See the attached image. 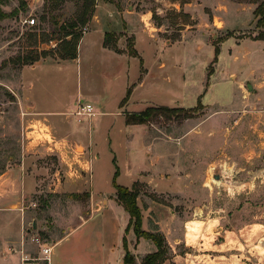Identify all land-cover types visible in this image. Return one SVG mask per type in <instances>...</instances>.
<instances>
[{"label":"rangeland","instance_id":"obj_1","mask_svg":"<svg viewBox=\"0 0 264 264\" xmlns=\"http://www.w3.org/2000/svg\"><path fill=\"white\" fill-rule=\"evenodd\" d=\"M26 1L21 4L20 0H0V9L7 15L0 19V173L21 158L27 139H51L49 132L46 135L40 129L27 136L30 128L27 116L22 115L27 110L16 96L21 68L25 65L23 58L48 51L53 55L43 58L57 59L61 38H66L61 25L67 26L82 10V0ZM103 1L109 2L99 0L101 5L96 14L102 20H110V8ZM111 1L122 10L146 16L142 21L144 32L157 40L161 38L165 48L161 56L166 66L162 68L158 61L154 62V51L147 40L138 43L140 54L151 66L145 86L135 95L137 102L131 103L130 107L136 108L129 110L168 106L195 112L186 119L175 115L156 117L143 124L140 135L139 129L125 123L127 105L121 103L119 110L117 99L122 87L107 66H97L95 73L86 65L81 69L71 62L43 66L34 93L42 96L44 108L59 112L49 117L60 119L70 112L72 121L76 122L75 111L80 100L93 102L97 112L99 102L89 96L93 86L94 92H100L106 101L104 110H100L107 113H96L91 119L82 117L77 122L87 127V131L82 128V134L95 143L94 150L100 156L95 160L94 170L89 164L88 174H84L86 186L91 183L92 172L94 188L116 195L113 175L119 168L122 176L118 184L130 187L133 180H141L140 195L155 197L181 214L186 211L184 216L213 221L223 215L230 224L254 221L264 225V27H258L254 14L258 0ZM32 17L36 23L28 25L26 19ZM85 27L75 30L83 36L87 32ZM89 29L93 31L94 27ZM119 34L114 33L110 43L118 44L123 36ZM261 35L263 39H257ZM133 40L126 34L122 41L128 47L134 46ZM217 47L218 61L214 62ZM233 70L237 76L230 75ZM92 125L96 129L90 130L89 138L88 128ZM182 137L185 140L178 144L177 139ZM75 148L82 151L81 147ZM41 165L47 170L40 175V181L45 180L42 184L48 189L45 187L43 192L26 198L25 225H21L18 238L14 212H0V264H18L17 250L23 237L30 248H33L31 238L36 234L56 243L57 238L79 224L91 210L88 188L81 193L49 189L57 181L55 173L64 182L65 171L58 156L49 157ZM187 169L194 174L191 179L195 182L190 203L180 200L178 194L154 192L162 188L160 176ZM137 170H144L143 175L135 177ZM217 174L219 179L215 177ZM149 175L153 177L151 183ZM147 176L150 178L146 180ZM33 218L37 223L35 230ZM95 231L93 220L76 228L56 246L59 258L73 254L77 264L83 262L86 255L83 247L90 239L87 234ZM261 241L262 264L264 233ZM148 243L152 250L156 249L151 240ZM121 246L125 249L123 242ZM136 252H148L147 245H138ZM116 257L117 253L111 264H118Z\"/></svg>","mask_w":264,"mask_h":264},{"label":"crops","instance_id":"obj_2","mask_svg":"<svg viewBox=\"0 0 264 264\" xmlns=\"http://www.w3.org/2000/svg\"><path fill=\"white\" fill-rule=\"evenodd\" d=\"M97 1L94 14L87 24L88 31L80 39L77 58L56 59L53 57L52 60H48L42 57L33 64H27L21 68L19 89L16 96L21 107H25L27 110V113L22 114L27 116V125L30 128L27 136L40 129L46 135L48 134L46 132H49L51 139L36 140L35 137L27 139L21 158L0 173V212H14L15 237L18 238L21 233V225H25L26 198L41 193L46 190L45 187L47 188L42 184V181L45 180L40 181V175L46 174L45 171L47 170L41 165V162L45 163L49 157L56 155L65 171V178L62 183L58 177L59 173H55L54 176L57 181L50 184L49 189L53 192L60 190L81 193L86 190L85 188H88L89 201L87 202H89L88 208L91 207V210L87 211L86 218L77 224V227L71 228L67 233L57 238L56 246L67 240L76 228L85 226L93 220L96 224V231L87 234L90 239L83 247L86 255L83 258L84 261L78 264H111L116 253V262L125 264V249L121 246L124 236L128 240L129 251L135 255V263L141 264L143 257L156 249L152 250L153 247L148 243V239L143 237L138 239L132 229L126 232L130 221L129 213L119 204L115 195H107L94 188L92 172L90 173L91 183L86 186L88 181L85 180L84 174H88L89 164H91L92 171L94 170L95 160L97 161L100 157L98 151L94 150L95 143L84 138V134H82V128L87 131V127L78 125L81 121L79 118L73 122L70 112L66 117L60 119L49 117L51 114L59 112L44 108L42 96L34 93L35 82L37 79L40 80L39 70L45 65L59 66L71 62L76 66L80 65L81 69H83V65H86L92 73H95L94 68L96 69L97 66L102 68L103 65L112 71L115 80L121 84V92L117 97L119 110H121V102L130 88L132 92L126 102L127 112L143 110H129V108H136L130 107L131 103L137 102L135 95L145 86L150 73L149 66H151L140 54L138 43L147 40L154 51V62L155 60L158 61L162 68L166 66V62L161 56L163 49H165L164 43L161 38L157 40L156 37H150L144 32L142 21L146 16L129 9L122 10L116 3L103 1L102 4L110 8L111 19L105 21L98 18L96 11L101 4H99V0ZM91 27H94L93 31L89 29ZM94 31L93 37L91 33ZM107 32L123 33V36H120L118 40V51L105 46L104 41ZM126 34L133 37L134 48L137 50L138 56L129 54L127 45L122 41ZM259 42L260 40H258ZM259 55L261 56L260 53ZM133 71H136V74L132 75ZM235 72L234 70L231 71L230 75L235 74L237 76L238 73ZM99 74L100 72L97 76ZM95 90L93 86L89 93L93 100L99 102V109L95 113H107L101 111L104 110L106 101L102 100L100 92L96 93ZM129 126L139 129L137 132L142 135L141 132L145 125L134 124ZM91 129L95 130L96 127L92 125L88 128L89 138ZM184 140L185 137H182L176 142L179 144ZM127 141L130 142L129 139ZM75 147H81L82 151L76 150ZM89 157H91V162ZM118 170L117 182L122 176L121 169L118 168ZM143 172L144 170H137L136 173L134 172V176H142ZM149 176L151 177V175ZM149 176L145 179L147 180ZM193 177L194 174L189 169L160 176L158 180L162 182V188L154 192L178 194L180 200L183 198V202L190 203V196L194 193L195 182L191 179ZM152 178H150V183ZM137 181L141 182V180H133L130 187ZM202 193H204L203 188ZM137 201L142 211L143 229L162 232L169 244L170 258L162 264H261L262 262L260 244L262 243L264 225L261 223L251 221L243 224L238 222L230 224L224 220L225 216L223 215H220L219 219H213V221L201 220L198 217L184 216L186 211H183L182 215L181 212L171 208L167 203L153 197L140 195ZM21 218L24 221H21ZM34 221L33 218L32 223ZM140 244H146L148 252L137 253ZM56 252L54 256L56 264H77V258L73 254L60 259L58 251Z\"/></svg>","mask_w":264,"mask_h":264},{"label":"trees","instance_id":"obj_3","mask_svg":"<svg viewBox=\"0 0 264 264\" xmlns=\"http://www.w3.org/2000/svg\"><path fill=\"white\" fill-rule=\"evenodd\" d=\"M61 1V0H60ZM112 2L111 0H107ZM21 4H25L26 0H20ZM258 6L256 7L254 14L257 18V25L258 27H264V0H258ZM82 10L78 13L68 24L67 26L61 25L63 29H65V37L61 38L62 44L60 49L56 52L58 58L60 59H74L78 56V45L80 39L82 37L81 34L77 33L75 29L79 26L85 27V25L90 21L91 17L94 14L96 8V0H82ZM6 13L1 11L0 9V19L6 17ZM114 33L107 32L105 34V41L104 44L106 47L113 48L115 50H119L117 44L110 43V37H112ZM70 38V39H69ZM257 39H263V35L259 36ZM128 52L130 55L138 56L137 50L134 48L133 45H128ZM218 54L219 48H216L215 52V59L214 62L218 61ZM49 54L48 51L41 52L40 55L36 57H25L23 58L22 64H33L34 62L38 61L41 57H46ZM141 59V64H142ZM132 89L130 88L127 91V95L122 100V105L126 103L131 95ZM195 112L194 109H186L184 107H168V106H149L146 109L140 112H125V119L128 125L134 124H148L153 121L156 117L159 116H173L175 115L177 118H190L193 116ZM119 170L116 169L115 175L113 177V185L116 188V200L121 204L125 210L130 215V221L126 228V232H128L131 228H133L134 233L136 234L137 238H145L151 240L155 246L156 250L154 252H150L146 254L141 264H162L168 258H170V247L166 240L165 235L162 232H152L146 231L143 229V216L140 206L138 205V197L141 194L140 185L141 182L137 181L132 187H126L123 185L118 184L117 176ZM69 196L78 197L75 194H70ZM156 199L155 197H153ZM123 244L125 248V256L124 262L125 264H134L135 257L131 254L128 248V240L126 236L123 238Z\"/></svg>","mask_w":264,"mask_h":264},{"label":"built area","instance_id":"obj_4","mask_svg":"<svg viewBox=\"0 0 264 264\" xmlns=\"http://www.w3.org/2000/svg\"><path fill=\"white\" fill-rule=\"evenodd\" d=\"M28 25L36 23L35 17L27 18ZM87 31L85 27L84 32ZM95 111L92 103L80 100L77 103L75 115L81 120L82 117L91 119L95 116ZM33 248L27 247L25 237L22 238L21 247L17 250L18 264H56L55 263V247L56 243H50L48 240L43 239L40 235H33L31 238Z\"/></svg>","mask_w":264,"mask_h":264},{"label":"water","instance_id":"obj_5","mask_svg":"<svg viewBox=\"0 0 264 264\" xmlns=\"http://www.w3.org/2000/svg\"><path fill=\"white\" fill-rule=\"evenodd\" d=\"M248 87H249V89H252V85H251V84H249ZM215 177H216L217 179H219V178H220V175L217 174ZM36 228H37V223H36V221H34V222H33V229L35 230Z\"/></svg>","mask_w":264,"mask_h":264}]
</instances>
